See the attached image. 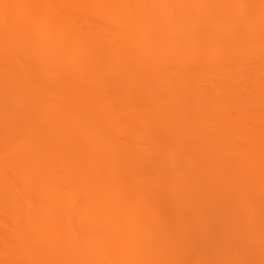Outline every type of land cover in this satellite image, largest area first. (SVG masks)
I'll use <instances>...</instances> for the list:
<instances>
[{"label": "bare ground", "instance_id": "bare-ground-1", "mask_svg": "<svg viewBox=\"0 0 264 264\" xmlns=\"http://www.w3.org/2000/svg\"><path fill=\"white\" fill-rule=\"evenodd\" d=\"M1 2L3 6H11L4 9L12 11L20 22L34 17L39 23L41 40L49 43L52 38L54 46L74 42L70 32L80 29L75 26L78 14L99 10L103 22H86L81 26L89 35L92 54H86L81 42L75 59L88 58L96 64L105 57L116 63L129 59L126 55L134 52V59L144 60L149 68L162 64V74L159 71L153 74V68L136 79L122 69L112 68L108 79L121 76L136 80V84L129 83L119 90L111 89L107 83L97 86V91L112 94L108 100L110 108L105 105L112 118L98 123L99 128L91 123V129L79 114L84 131L89 133L82 131L80 125L73 134L81 142L74 139L71 146L64 140L70 134L64 123L69 117V105L78 114L87 109L84 102L65 100V93L60 91L53 96L54 105L44 111L42 100L50 90L48 86L31 89L34 103L24 99L25 91L20 87L13 88L16 84L0 87L3 103L10 106L15 102L18 109L27 113L20 116L19 111L2 110L12 117L0 126V145L7 149L0 155V227L6 228L4 236L15 245L14 249H0L7 260L2 264H261L264 261V190L254 191L260 189V185L255 186L260 176L259 184L264 187L261 183L264 144L253 147L254 143H250L255 141L254 146L259 141L264 143L261 130L264 129V31L261 19L254 22L243 19L241 26L246 32L240 34V22L231 19L230 11L232 4L240 8L248 5L246 0ZM26 39L17 35L14 41L22 45ZM66 52V58L70 59L73 53L67 52L71 54L67 57ZM45 61L48 63L49 58ZM155 78L162 79L158 93L167 101L162 102L153 94L149 83ZM128 93L126 104L119 107L115 98ZM135 96H143L152 104H138ZM61 99L67 103V112ZM34 107H38L37 115L29 113ZM86 109L83 112L88 115L90 111ZM18 126L22 128L21 134H16ZM105 128H114L115 132L111 130L110 134L123 135L124 141L112 140L110 130ZM169 128H174L176 135ZM133 131L141 136H131ZM165 132L174 138L179 134L178 140H167L176 142L177 148L172 146L170 150L171 143H167L168 147L161 145L165 149L159 147L167 135ZM179 139L184 143L179 144L182 147L177 144ZM141 141L146 147L135 145ZM159 148L164 149L163 155ZM167 151L170 153L167 168L160 169L156 164L163 163ZM157 157L161 160L155 163ZM244 158L255 162L247 160L244 167L247 163ZM84 164L90 170L86 177L92 179L85 181L82 193L77 176ZM107 180L111 188L105 186ZM211 180L219 190L228 188L233 192L229 202L246 193L242 196L244 202H238L244 204V214L251 215L250 221L242 226L244 229L234 233L241 228L237 223L242 220L236 219L239 212L236 203L233 208L234 200L233 204L228 202L231 207L226 203L222 207L225 191L222 194L217 191L223 198L213 194L216 195L213 201L220 202L217 207L213 205L209 199ZM242 186L246 192L240 190ZM131 187L134 192L138 187L142 188L138 192L151 191L152 198H148L151 202L161 201L163 194L171 195L168 207H150V225L157 229L156 234L140 224V216L148 212L146 207L130 217H125L120 208L119 215L118 204ZM147 195L143 197L147 199ZM87 209L90 215L86 214ZM156 209L166 212L169 219ZM230 212L232 215L235 212L234 218L226 215ZM230 225L237 227L233 233L229 232ZM200 234L204 236L201 238ZM101 245L104 248L100 254L97 247Z\"/></svg>", "mask_w": 264, "mask_h": 264}, {"label": "rangeland", "instance_id": "rangeland-1", "mask_svg": "<svg viewBox=\"0 0 264 264\" xmlns=\"http://www.w3.org/2000/svg\"><path fill=\"white\" fill-rule=\"evenodd\" d=\"M164 1L165 0H163V2ZM246 1H247L248 5H246L245 7L243 6V8H240L238 5H234V4H232V6L230 5L231 19L232 20H236V21L238 20V22H240V26L243 25V19L248 20V21H252V22H254V21L258 20V19H261V0H246ZM166 4H168V3H166ZM3 5L4 4H2V2L0 0V87H5L6 88L7 86H11L13 84H16V86H13V88L17 89V88L20 87L23 91H25L24 99L27 102L34 103V101L36 99H34L33 93L32 94L30 93L32 91L31 89H39V88L41 89L42 87H44V85L48 86V88L50 90H48L49 92L43 97V100H42L43 101L42 102L43 103L42 107H43L44 111L50 109L54 105V99L55 98H53V96H54V94H56L57 92H60V91H61L60 93H62V92L65 93V95H64V97H66L65 100H71L73 103H75V102L76 103L84 102L87 105L88 111H90V112H88V115H87V112H83V111H85L84 109H86V107L83 109L82 113L79 112L77 114L76 111H74L72 105H69V107H70L69 117L64 122V123L67 124L69 132H70V134L64 139L67 143H69V146H71L70 144H72V141L74 139H76L78 142H81L80 138L77 137V135L73 134V132H75L74 130H77V128H79L80 125L83 126V124L86 123V125H88L89 127L91 126V129L93 128L92 125H95L96 128H99L98 123L108 122V120L110 118H112L111 117L112 114H110L111 111L108 112V110L105 108V105H107L110 108V106L108 105V103H109L108 100L112 97V94L111 93L110 94H104V93H101V92L97 91L96 89L99 87V85H105L107 83V84L111 85L110 86L111 89L119 90V88H122L123 86H125V85H127L129 83H131L132 85L136 84V82H135L136 80H134V79H136L137 76L141 75L142 72L146 73V71H148V70L149 71H153V68H154L155 70L153 71V74H154L155 71H159L162 74V64L161 65H155V67H153V68H149L147 65H145L146 63L145 64L143 63L144 60H142V59H134V58H136V54L134 52L133 53H129L128 55H126L129 59H122V60H119L116 63L114 62V60L112 58H105V57H104V59L102 58V59L97 60L96 64H93L88 58H86V59H75L76 56H77V55L75 56V54H78V53H76L77 52V47H78V45L81 42H83V43H81V45L83 44L84 49L86 47V50H88V51L85 50L86 54H87V52H90L89 55L92 54V52H91L92 46L89 45L90 41H88V39H90L89 35L86 32V30L83 29L81 26H83L84 23H86V22H89V23H92V24L93 23H98V22H101V21L103 22L104 19H103L102 14L100 13L101 11L98 12L99 10L91 9V10H88V13L86 12V14H84V13H81V15L78 14V18L75 21V23H76L75 26H77L78 28L80 27L81 30L80 29L79 30L78 29L77 30L73 29L74 31L70 32V34H71L70 36H73V38L75 37L74 38V42L70 43L68 41L69 44H68V42H65L67 44H65V43L64 44L63 43L60 44L59 43V44H56V46H54L55 44L51 43L52 42L51 41L52 38L49 39L51 41V42L49 41V43L48 42H44V41L41 40V37L39 35V29H38L39 23H38L37 20H34V17L33 18L31 17L33 21L30 19L29 16H28V18L26 20L25 19L23 20V19L20 18L21 19V22H20V21L17 20L18 17H14V13H12V11L5 10ZM75 13H77V12H75ZM72 16H74V15H72ZM37 17H35V19H37ZM38 18H40V16ZM73 19H74V17H73ZM70 23H69V25H71ZM20 27H22L23 30H21L22 28L20 29ZM68 28L69 27H67V29ZM68 31H69V29L67 30V32ZM240 31H241L240 34L243 35L244 32H246L245 31V27L241 26ZM22 32H24V33H22ZM17 35H19V36L22 35L23 37H25V39L28 38V39L25 40L27 42L24 41V43H21L22 45H20V43H15L14 39H15V36H17ZM51 36H53V35H51ZM48 38H50V37H48ZM53 39H55V38H53ZM85 40H86V43H84ZM34 41H36L35 44H34ZM65 41H67V40H65ZM57 43H58V41H57ZM85 44L88 45V46H85ZM45 45H47L48 48ZM66 51L67 52H71V54L72 53L73 54L71 55V54L67 53ZM65 52H66V55L69 54V56L67 55V57H70V55H71L73 58L74 57L75 58L74 59L72 57H71L72 59L71 58L70 59L66 58ZM50 55H52V56H50ZM47 57L49 58V62L47 61L48 63H46V61H45V60L48 59ZM51 57H52V59H50ZM207 60L211 61V59H207ZM157 61H159V60H157ZM19 62H21V63L19 64ZM160 62H162V60ZM160 62H158V63H160ZM112 68L122 69L124 72L128 73L134 79H132V78L122 79L121 76H119V77H117L115 79H112V80H111V78L108 79L109 73L112 71ZM46 72H49V73L51 72L52 74L48 73L49 74V76H48V74ZM45 75H46V77H45ZM59 76H60V78H56V77H59ZM60 79H62V80H60ZM110 83H112V84H110ZM149 84L151 85L150 88L152 89L153 94H155L156 99L161 100L162 102L163 101H167V99H164L163 96H162V99H161V97H160V95L158 93L159 89H160V86H162V79H160V80H158V78L152 79ZM28 85H31V87H28ZM140 93L144 94L143 91H141ZM106 96H108V97H106ZM129 97H130V95L128 93V95H124V96L120 95L119 97L117 96V98H115V100L117 101L119 107H121V106L123 107V105L126 104V100H128ZM135 99H136L135 102L138 103V104H141V105H151L152 104V101H150L149 99L146 100L143 96H138V97L135 96ZM61 102H62V106L64 107V109L67 112V109H66L67 103L66 102L64 103V101L62 99H61ZM8 108L10 109L11 112H18L19 111L21 113L20 116H26L27 115V113H24L21 108L18 109L16 107L15 102L12 105L7 106L6 103H3L1 101V97H0V126L2 125V122L10 121V119L12 117L11 114H6L5 112L2 111L4 109H8ZM37 108L38 107L32 108L29 113L31 115L32 114L37 115ZM76 108H77V106H76ZM87 109H86V111H87ZM105 110H107L108 113H106ZM85 113H86V116H84ZM79 114H81L84 117L83 118V122H84L83 124H82V121L80 122V120H79L80 116H81V115L79 116ZM108 114H110V115H108ZM82 116H81V119H82ZM91 123H92V125H91ZM100 125H103V124H100ZM88 126H86V127H88ZM104 126L105 125H103V127ZM84 127L85 126H83V130L82 129H80V130L84 131ZM100 127H102V126H100ZM85 129H89L90 131H92L90 128H85ZM129 129L132 130L133 128H128L127 130L129 131ZM172 129H174V128H172ZM105 130H110L109 134H110L111 130L113 131V133L115 132L114 128H105ZM135 130H136V128H135ZM137 130H139V129H137ZM171 130L169 128V132ZM261 130L264 131V129H262V128H261ZM86 131L87 132H85V131L84 132L88 134L89 133L88 130H86ZM174 131H175L174 133L171 131L173 133L172 135H176L175 133H177V132H176L175 129H174ZM140 132H138V131L134 132L133 131V134H131V136L135 137V136H138V134H139V136L137 137V138H139L141 136V134H142V132H141V134H140ZM166 132H168V131H166ZM166 132L164 134H167ZM21 133H22V128H21V126L20 127L18 126L16 134H21ZM125 133H126V131H125ZM128 133L130 134L132 132L131 131L127 132V135H129ZM87 134H85V135H87ZM110 135L113 137L112 140H115V141L118 140V143H119V141H120V143H121V141H124V138L122 137L123 135H120L122 138L116 133L114 134V135H116V137L113 136V134H110ZM167 135H166V137L164 136L165 139L159 145V147L164 148V146H161V145H167L165 147H168V144L171 143V144H169L170 146L168 147V148H170V150H171L172 146L177 148L176 145H174V143H176V142H173V144H172V142L168 143V141L171 140V138H174V137H172V135H170V136L168 135L170 137V139H169V137H167ZM178 135L175 137L176 139L174 138L173 140H178V138H179ZM164 141L165 142L167 141L166 144H165ZM256 141H259V139L256 140ZM180 142H182V141L180 140ZM180 142L177 143V144L178 145L179 144H181V145L184 144L183 142L182 143H180ZM261 142L262 141H259L258 142L259 145H255V146H254L255 141L250 142V143H254V144H252L253 147H256V146L260 147V145L264 144V143H261ZM263 142H264V140H263ZM135 145L137 147H139V148H143L144 145H145L144 147H146V143H144V141H141L140 143H138V145H137V143H135ZM181 145H179V146H181ZM252 145H250V146L252 147ZM250 146H248V147H250ZM162 148H159L160 149L159 152H161V150L165 149V148L164 149H162ZM180 148L178 149V151L179 150L181 151ZM6 150L7 149L4 146L0 145V155L4 154V152H6ZM125 150L130 152V150H127V149H125ZM167 150H169V149H167ZM174 150H172V153H173ZM162 153H164V152H161L160 154H162ZM167 154L168 155H166V154H164V155L168 159L167 158L164 159L165 157L163 158L164 160L160 159L161 161H163V163L162 162L160 163L159 162L160 160L159 161L157 160L161 156L156 158L157 161L155 163H157V162L160 163L161 166L159 165V163L156 164L160 169H162V168L166 169L167 168L166 167L167 166L166 163H168V161H169V157L168 156H169L170 153L167 151ZM244 159L247 162V163H245L244 167H247L246 165H248V161L250 159L249 158L248 159L244 158ZM244 159H243L242 163L245 162ZM250 161L252 163L255 162L254 160L253 161L250 160ZM169 163H171V162H169ZM249 165H251V164H249ZM168 166H169V164H168ZM88 171H90V170L88 169V167L86 168V165L84 164V167L79 171L78 176H77L78 177V182L77 183H78L79 189L81 187V192L82 193H83L84 185H87L85 183V181L89 180V179H92V178L86 177V172H88ZM146 173H147V171H146ZM260 177L256 180V183H255L256 187L258 185H260V189L259 188L258 189L255 188L254 189V191L257 190V192H259V193H260V191L264 190L263 189L264 188L263 184H259L260 180H261ZM211 181H213V180H211ZM261 183H264V180H262ZM211 184H212V182L210 183V185ZM212 185H213V188L210 190V194H209V199L212 200L211 202H214L213 199L216 198V195H220V194H222V191L223 192L225 191V194L223 195L224 198L221 195L218 196V197H222L223 201L225 200L224 203L222 201L221 204H223V206L220 205V207L221 206L224 207L225 203H226L227 206H229L230 205L229 203L233 204V200H234L233 208L235 209V203H236V207H237V210L239 212V216H237L236 219L241 218V220L243 221V222L240 221V220H239V222L237 221L238 222L237 225H239L237 227L241 226L240 229H238L236 227V225H234L235 228L232 227L233 225L232 226L230 225V226H228L230 231L229 230L228 231L233 233V231L237 228V230L234 231V233H235L236 231L244 229V228H242V226L243 225L245 226L246 223L248 221H250V219H251V215L250 214H248L249 217H247L246 214H244V210H246V209H244L245 208L244 204H243V206L241 205L244 202L243 201L244 199L242 198V196L245 197L244 195H246V193L244 195L241 194V197H238V198H236V196H235V198L233 200L231 199L230 202H229V199H230V197H232L231 195H232L233 192L230 193L231 191L227 190L228 188H226L225 190L224 189L223 190H219L218 187L214 186L215 185L214 181H213ZM105 186L107 188H111L112 184H111L110 181L107 180ZM132 187H131V190H129L127 188V191H126V194H125V198L122 199L120 201V203L118 204V207H119L118 213H119V215H120V208L122 210V214H124L125 217H126V215L128 217H130V215L132 213L138 214L139 212L142 211V209H144L146 207V210L148 212L144 213V211H143L144 214H142L141 216L139 215L140 218H141L140 224L142 226H144L145 228L149 229V231H151L152 234L153 233L156 234V232H158L157 229H154L150 225L151 224L150 223L151 222V218H152V217H150V213H149L150 207L154 208V205L157 206V208H159V209H160V207L162 205H165L166 207H168L171 204V202H172V200H171L172 198H170L171 195L167 194V196H165L163 194L164 198L160 197L161 201H159L160 199L157 198V200L158 199L159 200L158 201L154 200L153 201L154 203H153V202H151L149 200L150 198H152L151 196H149V194H152V193H149L151 191H146L145 192L146 189H143L145 193L144 192H138V190L142 191V188L138 187L137 188L138 190H135V192H134ZM231 187L234 188V186H230L229 188H231ZM239 187H241V185H239ZM243 187L244 186H242V188ZM240 190L246 192V188H243V190L242 189H240ZM217 191L218 192L220 191L219 192L220 194H218ZM232 191H234V190H232ZM235 191L237 192V189ZM251 191H253V190H251ZM236 192H234V194ZM239 193H241V192L239 191ZM261 193H263V192H261ZM213 194H216V195L213 196ZM247 194H248V192H247ZM255 194H257V193H255ZM144 195H147V199L150 197L148 199L151 202L149 206H148L149 201H146L147 199H145L146 196L143 197ZM211 196H212V198H211ZM142 198L144 199V201H143ZM81 199H83L82 196H81ZM235 199H236V201H235ZM239 200L243 201V202L241 203ZM254 200H252V201H254ZM79 201H80V199H79ZM255 201H257V199ZM238 202L241 203V204L239 205ZM142 203H144V204H142ZM218 203L220 204L219 201H218ZM218 203L214 202L213 205L214 206L216 205V207H217V206H219ZM151 204H152V206H151ZM229 207H231V205ZM225 208H227V207H225ZM140 209H141V211H140ZM87 210L85 211L86 214L90 215V211L88 210L89 212H87ZM229 210H230V208H229ZM157 211H158V213L160 212L161 216L164 213L163 214L164 216H162V217H164L165 219L168 218L167 213L164 212L163 210L159 211L158 209H156V212ZM230 211H232V209ZM224 212L227 213L226 210ZM232 213H234L233 215H235V212H232ZM83 214H85V213H83ZM226 215H228V216L230 215L229 216L230 218H234L233 215L231 214V212H230V214H226ZM237 215H238V213H237ZM74 218L75 217H73V219ZM168 219H166V220H168ZM236 219H233L234 222H235ZM226 220H227V218H226ZM229 221L232 222L231 219ZM87 226H89V225H87ZM228 231H227V234L231 235V233L229 234ZM104 232L108 233L109 230L108 231H104ZM6 233H7L6 228L0 227V249H7V250L8 249H14L15 245L4 236ZM173 236L175 237L176 235L174 234ZM199 236H201V238H202L204 235L202 236V234H200ZM198 237L196 239H197V241L198 240L200 241L201 238L200 237L198 238ZM203 239L205 240V238H203ZM219 240H221V239H219ZM118 241L121 244V241L119 239H118ZM220 242L222 243V241H220ZM197 243H199V242H197ZM218 243L219 242H217V244ZM217 246H219V245H217ZM121 247H122V245H121ZM97 248L100 249V250H97V251L101 254L102 253V249L101 248H104V246L101 245V246H98ZM4 261L5 262L7 261L6 258L4 259L3 255L0 254V262H1V264ZM249 261H250V259H249Z\"/></svg>", "mask_w": 264, "mask_h": 264}, {"label": "snow or ice", "instance_id": "snow-or-ice-1", "mask_svg": "<svg viewBox=\"0 0 264 264\" xmlns=\"http://www.w3.org/2000/svg\"><path fill=\"white\" fill-rule=\"evenodd\" d=\"M5 8L11 7L10 5H5ZM261 26L262 31H264V0H261ZM140 264H146V262H140ZM226 264H239V262H226ZM244 264H252V262H244ZM264 264V261L261 262Z\"/></svg>", "mask_w": 264, "mask_h": 264}]
</instances>
